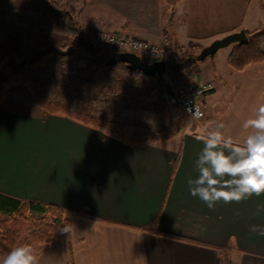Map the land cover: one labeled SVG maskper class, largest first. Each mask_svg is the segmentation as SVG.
Returning a JSON list of instances; mask_svg holds the SVG:
<instances>
[{
	"label": "crops",
	"instance_id": "1",
	"mask_svg": "<svg viewBox=\"0 0 264 264\" xmlns=\"http://www.w3.org/2000/svg\"><path fill=\"white\" fill-rule=\"evenodd\" d=\"M187 1L193 0L179 7ZM162 3L91 0L88 7L108 31L159 43L167 25ZM93 21L87 17L82 29L96 30ZM175 25L178 40H188ZM231 50L200 61V79L197 73L177 85L211 81L214 90L201 98V120L189 119L175 139L158 144L128 145L34 102L10 105L8 96L0 105V193L58 205L71 219L59 241L33 246L40 264H137L141 255L140 264H224V254L232 264H264V236L251 231L264 228V195L210 210L187 183L198 175L204 147L195 136L222 123L226 136L243 143V122L264 103V62L235 70Z\"/></svg>",
	"mask_w": 264,
	"mask_h": 264
},
{
	"label": "trees",
	"instance_id": "2",
	"mask_svg": "<svg viewBox=\"0 0 264 264\" xmlns=\"http://www.w3.org/2000/svg\"><path fill=\"white\" fill-rule=\"evenodd\" d=\"M162 1L174 11L184 0ZM169 18L164 35L172 39L174 48L178 46L174 14ZM245 31L248 43L234 44L228 56L229 66L238 71L264 62V29ZM70 48L71 53L62 54ZM175 49L168 52V65L177 86L198 73L203 47L186 57ZM121 51L104 53L85 36L73 13L56 0H0V105L13 88L23 87L47 114L68 117L125 144L144 146L175 139L190 118L171 102L172 85L131 70L125 62L109 63ZM70 226L71 219L58 205L0 193V258L22 243L59 241L65 233L61 230ZM223 257L224 264H232L228 254Z\"/></svg>",
	"mask_w": 264,
	"mask_h": 264
},
{
	"label": "clouds",
	"instance_id": "3",
	"mask_svg": "<svg viewBox=\"0 0 264 264\" xmlns=\"http://www.w3.org/2000/svg\"><path fill=\"white\" fill-rule=\"evenodd\" d=\"M193 115L199 118L202 113L197 109ZM223 128L221 123L195 136L204 147L196 160L198 175L187 181L190 195L210 210L220 202L240 203L264 195V103L243 122L247 132L243 143L226 136ZM251 231L264 236V228L253 226ZM143 260L142 255L137 257V264ZM0 264H40V258L31 244L22 243L0 258Z\"/></svg>",
	"mask_w": 264,
	"mask_h": 264
},
{
	"label": "rangeland",
	"instance_id": "4",
	"mask_svg": "<svg viewBox=\"0 0 264 264\" xmlns=\"http://www.w3.org/2000/svg\"><path fill=\"white\" fill-rule=\"evenodd\" d=\"M56 1L59 2L63 8L73 13L81 27L84 25L87 17H93L95 20L93 23H96V30L91 28V31L88 32L86 26H84L82 30L85 36L94 42L97 47L102 49L104 53L110 54L112 50H119L109 46L101 39V34L103 32L114 33L116 31H108V27L111 26L104 23L103 20H100L97 14H93V12L98 10L91 9L90 6L88 7L90 1L86 4L83 0H79L78 3L72 0ZM187 2L184 9H181L178 5L174 11L167 8L164 2L161 6L159 5V16L161 17L162 23L167 24L166 28L168 29L170 28L168 27L170 14H174L175 20L172 25L175 32L174 37L177 39L179 37L175 31L176 23L178 24L177 28L180 29V37H189L188 40H178V46L173 48L171 43L172 39L169 37L167 38L164 35V30H162V40L157 44L167 45L169 49L168 52L170 53L174 51L175 48H177L175 50H177V53L182 57L198 53L199 49L203 47L201 43L205 42L211 44L215 40L239 31L244 25H247L251 29L249 31L264 29L262 27L264 19V9H262L264 6L262 5H264V0H193ZM93 23H90V27L91 25L94 26ZM233 46L234 44L223 47L213 56L221 59L222 56H225L228 51L233 48ZM181 47L185 48L186 51H181ZM213 56H209L208 60L213 58ZM14 100H21V104H26L25 106L33 102L31 93L23 87H15L11 90L8 104L13 105L15 102ZM23 109L26 111L27 107ZM188 123H191V120H188ZM27 243L32 246H44L32 241Z\"/></svg>",
	"mask_w": 264,
	"mask_h": 264
},
{
	"label": "built area",
	"instance_id": "5",
	"mask_svg": "<svg viewBox=\"0 0 264 264\" xmlns=\"http://www.w3.org/2000/svg\"><path fill=\"white\" fill-rule=\"evenodd\" d=\"M101 39L116 49L138 54L147 63L164 61L166 63V70L163 73V80L173 87L171 102L183 108L189 118L194 121H199L204 117L205 112L201 98L203 95L214 90V84L211 81H195L185 87L175 86L173 82L174 70L168 65V50L164 45L119 32H103ZM197 109L202 113L199 118L193 115Z\"/></svg>",
	"mask_w": 264,
	"mask_h": 264
},
{
	"label": "water",
	"instance_id": "6",
	"mask_svg": "<svg viewBox=\"0 0 264 264\" xmlns=\"http://www.w3.org/2000/svg\"><path fill=\"white\" fill-rule=\"evenodd\" d=\"M249 41L245 30H240L229 34L221 39L213 41L209 46L203 48L198 56L200 61L207 57L214 55L223 47H227L231 44H247ZM71 53V48L64 51L62 54L67 55ZM117 62H125L128 64L131 70H140L149 76H157L159 80L163 79V73L166 70V63L164 61H157L154 63L145 62L138 54L130 51H121L115 53L109 60V63L115 64ZM197 78L200 79V74H197Z\"/></svg>",
	"mask_w": 264,
	"mask_h": 264
}]
</instances>
